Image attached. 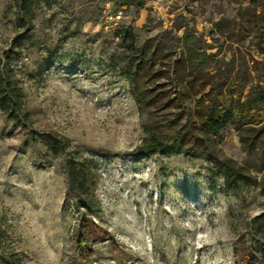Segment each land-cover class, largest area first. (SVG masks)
Listing matches in <instances>:
<instances>
[{"label":"rangeland","instance_id":"374dc122","mask_svg":"<svg viewBox=\"0 0 264 264\" xmlns=\"http://www.w3.org/2000/svg\"><path fill=\"white\" fill-rule=\"evenodd\" d=\"M105 1L31 0L21 11V0H0V95L7 90L21 107L8 117L0 105V263L243 264L244 252L263 255L258 187L227 189L202 158L132 155L145 126L168 124L183 108L160 104L139 115L119 41L100 22ZM148 1L111 0L137 47L156 39L163 65L190 50L197 60L206 55L225 88L238 71L264 81L261 0H158L156 9ZM255 12L263 25L251 21ZM44 136L56 139L54 150ZM217 150L248 161L232 127ZM74 157L93 172V237L84 248L67 195L65 159Z\"/></svg>","mask_w":264,"mask_h":264},{"label":"trees","instance_id":"16d2710c","mask_svg":"<svg viewBox=\"0 0 264 264\" xmlns=\"http://www.w3.org/2000/svg\"><path fill=\"white\" fill-rule=\"evenodd\" d=\"M30 1L21 0L19 9L24 11ZM263 3L261 0L255 5L261 6ZM251 21L255 26L262 24L260 15L256 12ZM216 25L219 29L221 24ZM114 37L119 41L122 53L120 70L129 83L139 115L144 117L149 113L145 112L146 107L153 108L160 104L165 109L183 108L168 124L161 122L145 126V136L133 149L132 155L147 158L155 154H185L202 158L214 166L227 189L246 183L258 187L264 193V175L259 178L255 174H264L262 76H246L244 72L238 71L225 88L227 79L206 69L205 54L203 59L197 60L187 50L188 55H182L171 67H167L161 61L164 49L156 44L155 38L147 39L142 46L137 47L132 28L123 26L114 31ZM183 39L184 36L177 41L181 42ZM158 61L162 64L156 68ZM256 64L262 62L256 61ZM0 105L8 117H12L16 109L21 111L20 106L16 108L18 103L15 95L9 94L5 89L0 95ZM227 127L238 132L248 156V161L243 165L224 159L218 153L217 144ZM164 129L168 131L166 136H162L160 132ZM62 140L66 142L65 139ZM43 141L49 150H54L57 145L52 136H44ZM88 163L81 157L65 159L67 195L79 213L76 240L80 248L86 247L93 237L94 197L87 186L93 172ZM242 259L243 264H264V254L256 252H244ZM4 263L3 260L0 264Z\"/></svg>","mask_w":264,"mask_h":264},{"label":"built area","instance_id":"2783aa9c","mask_svg":"<svg viewBox=\"0 0 264 264\" xmlns=\"http://www.w3.org/2000/svg\"><path fill=\"white\" fill-rule=\"evenodd\" d=\"M148 2L153 9H156L159 6L158 0H149ZM123 19L124 16L122 10L114 8L111 0H106L102 6L100 16V22L103 29L107 32H114L121 26Z\"/></svg>","mask_w":264,"mask_h":264}]
</instances>
